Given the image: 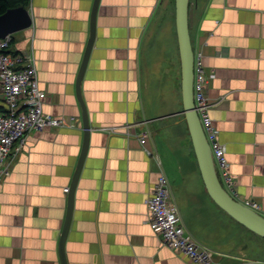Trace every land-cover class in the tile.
<instances>
[{
  "label": "crops",
  "instance_id": "crops-1",
  "mask_svg": "<svg viewBox=\"0 0 264 264\" xmlns=\"http://www.w3.org/2000/svg\"><path fill=\"white\" fill-rule=\"evenodd\" d=\"M94 3L30 0L32 26L10 35L11 52L34 58L44 111L77 121L33 131L21 149L18 142L11 149V173L0 181V264H62L64 188L85 140L77 79ZM175 17V0L99 1L82 82L89 142L67 264H196L164 245L148 223L147 200L161 173L186 230L215 252L216 262L264 260V238L206 189L183 114ZM189 23L208 76L210 117L236 182L233 197L254 199L264 212V0H191Z\"/></svg>",
  "mask_w": 264,
  "mask_h": 264
},
{
  "label": "built area",
  "instance_id": "built-area-1",
  "mask_svg": "<svg viewBox=\"0 0 264 264\" xmlns=\"http://www.w3.org/2000/svg\"><path fill=\"white\" fill-rule=\"evenodd\" d=\"M11 36L0 38V181L11 171L7 158L13 146L18 148L25 143L26 137L33 131L46 127L72 125L76 118H56L46 113L43 102L46 92L39 86L38 72L34 58L26 52L9 50ZM208 76L200 58L195 56L194 65V102L200 116L207 139L210 143L220 180L233 196L237 194L236 182L228 171L226 147L219 141L218 131L210 117V103L206 93ZM148 133L142 132L140 142L145 145ZM151 154L150 151H148ZM70 187L64 192L69 193ZM251 209L260 212L259 203L251 198L241 201ZM148 223L159 235L162 243L172 250L180 252L196 264H220L213 258L215 252L200 244L186 230L179 209L174 202L169 180L161 173L147 200ZM252 262L264 264V260L240 259L236 264Z\"/></svg>",
  "mask_w": 264,
  "mask_h": 264
},
{
  "label": "water",
  "instance_id": "water-1",
  "mask_svg": "<svg viewBox=\"0 0 264 264\" xmlns=\"http://www.w3.org/2000/svg\"><path fill=\"white\" fill-rule=\"evenodd\" d=\"M100 0H95L92 19H91V35L84 54L83 62L77 79V94L83 109V123L85 129V140L83 150L76 168L70 190L68 193V211L66 222L62 231L60 240V255L62 264H67L65 253V242L70 229L74 194L81 168L86 156L90 123L87 107L82 96V82L85 75V70L91 54L96 34V16ZM191 0H175V22L178 38L179 56L181 62V77H182V99H183V114L188 124L190 135L192 138L195 153L198 159V164L201 174L209 195L213 200L223 208L228 214L235 218L245 227L264 238V216L235 199L222 184L215 165L214 155L203 128L200 116L196 110L194 102V65L195 51L192 44L189 10ZM32 16L24 6L9 8L5 13L0 14V38H5L18 31L27 29L32 26Z\"/></svg>",
  "mask_w": 264,
  "mask_h": 264
},
{
  "label": "trees",
  "instance_id": "trees-1",
  "mask_svg": "<svg viewBox=\"0 0 264 264\" xmlns=\"http://www.w3.org/2000/svg\"><path fill=\"white\" fill-rule=\"evenodd\" d=\"M30 0H0V14L5 13L9 8L24 6L28 7Z\"/></svg>",
  "mask_w": 264,
  "mask_h": 264
}]
</instances>
